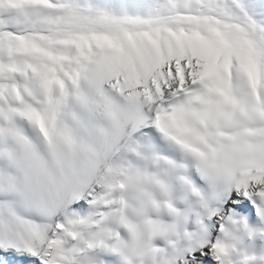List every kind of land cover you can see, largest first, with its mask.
<instances>
[{
    "label": "snow or ice",
    "instance_id": "1",
    "mask_svg": "<svg viewBox=\"0 0 264 264\" xmlns=\"http://www.w3.org/2000/svg\"><path fill=\"white\" fill-rule=\"evenodd\" d=\"M0 264H264V0H0Z\"/></svg>",
    "mask_w": 264,
    "mask_h": 264
}]
</instances>
